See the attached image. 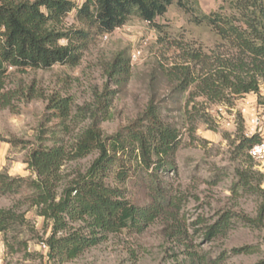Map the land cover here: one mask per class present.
I'll return each mask as SVG.
<instances>
[{"label":"trees","instance_id":"16d2710c","mask_svg":"<svg viewBox=\"0 0 264 264\" xmlns=\"http://www.w3.org/2000/svg\"><path fill=\"white\" fill-rule=\"evenodd\" d=\"M223 2L217 12L194 19L206 23L220 42L208 51L190 48L172 66H160L156 83L168 87L165 101L156 97V104L151 101L138 120L106 136L101 124L114 95L105 89L92 111V123L71 150L63 139L51 146L42 143L26 162L34 177L13 178L0 172V193L28 192L25 201L30 208L51 224L46 243L48 264H67L110 234H142L160 220L173 223L176 238L185 240L179 221L180 200L163 175L177 171L182 129L201 117L209 121L208 114L197 110V99L233 108L238 99L255 94L264 105V0ZM174 4L190 10L188 0H84L80 5L76 0H0V111L13 108L20 96L8 87L12 73L49 71L57 65L76 67L96 37L115 32L133 18L154 24ZM72 13L77 25L66 22ZM155 27L163 30L160 25ZM106 75L118 87L127 86L132 76L127 52L115 56ZM30 92L32 98V88ZM50 107L67 121L71 98L54 97ZM237 141L235 152L244 168L237 170L233 191L257 196L258 216L224 213L208 227L205 237L209 242L228 235L236 222L252 228L263 225L264 173L254 170L255 160L249 154L261 139L242 133ZM91 155L96 158L85 172L71 180L63 176L66 162ZM131 188L143 193L147 204L135 201ZM21 206L18 203L0 210V233L8 251L24 250L31 257L22 234L34 230ZM183 245L185 260L176 264H222L226 258L212 259L186 241ZM232 251L248 254L254 249L247 246Z\"/></svg>","mask_w":264,"mask_h":264},{"label":"rangeland","instance_id":"374dc122","mask_svg":"<svg viewBox=\"0 0 264 264\" xmlns=\"http://www.w3.org/2000/svg\"><path fill=\"white\" fill-rule=\"evenodd\" d=\"M80 5L84 0H76ZM190 10L177 4L170 7L164 18L149 24L133 18L126 26L108 35L96 37L84 52L76 67L57 65L49 71L12 73L8 87L20 93L11 109L0 111V172L13 178L34 177L27 160L33 149L42 143L53 145L63 139L71 150L78 136L92 123V111L98 105L99 95L105 89L113 91V102L101 129L106 136L113 135L138 120L150 102L166 100L169 90L156 83L160 66L166 68L179 61L190 49H213L220 41L206 24H198L195 17L210 15L224 5V0H188ZM196 2L198 5H196ZM75 13L66 20L77 25ZM156 24L163 30L156 29ZM122 52L130 57L132 76L125 87H118L106 75L109 63ZM135 52H140L133 58ZM33 89L31 94L30 89ZM264 96V90L261 92ZM71 98L72 107L67 121L51 109L54 98ZM197 110L208 114L190 127L182 129V143L176 155L177 171L166 173L168 183L175 189L181 203L180 225L185 240L176 238L173 223L160 220L144 233L123 231L110 234L98 246L67 264H176L185 260L186 241L199 253L215 259L226 255L222 264H258L264 260V221L260 227L235 223L225 237L206 240L209 226L226 212H237L255 219L260 200L255 195L236 193L237 170L242 161L235 152L238 137L254 134L252 118L264 122V105L259 97L250 94L235 102L233 108L209 104L198 98ZM163 104V103H160ZM164 116L168 114L164 113ZM96 158L91 155L78 161H68L62 168L63 176L71 180L86 169ZM254 170L264 173V161H254ZM131 187V186H129ZM133 199L147 204L143 193L130 189ZM28 192L21 195H2L0 210L21 204L33 232L26 231L22 238L28 241V257L24 250L11 253L0 233V264H48L42 244L51 236V224L36 214L25 201ZM253 247L248 254L232 250Z\"/></svg>","mask_w":264,"mask_h":264},{"label":"built area","instance_id":"2783aa9c","mask_svg":"<svg viewBox=\"0 0 264 264\" xmlns=\"http://www.w3.org/2000/svg\"><path fill=\"white\" fill-rule=\"evenodd\" d=\"M108 38V35L105 36V39ZM140 55V52H135L133 54V58H137ZM252 128L256 131L254 134H248L247 136H253L258 135L261 139V142L253 147L249 154L255 161H264V122H262L260 119L252 118L251 120ZM43 249L47 252L48 251V245L46 243L42 244Z\"/></svg>","mask_w":264,"mask_h":264},{"label":"crops","instance_id":"0c3cea01","mask_svg":"<svg viewBox=\"0 0 264 264\" xmlns=\"http://www.w3.org/2000/svg\"><path fill=\"white\" fill-rule=\"evenodd\" d=\"M248 96V95H247Z\"/></svg>","mask_w":264,"mask_h":264}]
</instances>
